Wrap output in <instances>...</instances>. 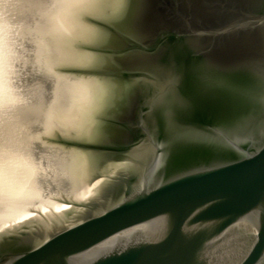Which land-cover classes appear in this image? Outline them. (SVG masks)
I'll return each mask as SVG.
<instances>
[{"label":"water","instance_id":"1","mask_svg":"<svg viewBox=\"0 0 264 264\" xmlns=\"http://www.w3.org/2000/svg\"><path fill=\"white\" fill-rule=\"evenodd\" d=\"M88 2L54 3L38 28L52 51L42 62L58 65L45 87L57 96L71 75L74 94L96 81L113 95L88 136L68 128L84 119L69 107L28 144L93 156L100 180L91 197L1 233L0 264H264V0H90L100 8L77 21ZM79 26L101 36L73 45L92 66L58 55Z\"/></svg>","mask_w":264,"mask_h":264},{"label":"bare ground","instance_id":"2","mask_svg":"<svg viewBox=\"0 0 264 264\" xmlns=\"http://www.w3.org/2000/svg\"><path fill=\"white\" fill-rule=\"evenodd\" d=\"M63 1L66 5L67 0ZM38 4L40 5L42 2ZM45 5H49V0H45ZM83 7L85 6H80L77 9V13L75 15L77 21L84 20V12L95 11L97 8H100L99 6L91 5L90 1L88 6V9L90 10L86 11ZM5 9L7 8L5 7ZM1 19L2 21L4 20L3 17H1ZM19 27L20 25L17 24L16 27H13V31H17ZM71 32L75 33L73 36L76 38H68L62 42L61 47L58 49V55L62 61H66L62 63H65L67 66L73 65L76 67L94 65L98 61V59L96 60V57L90 56L87 52L80 51L81 49L79 47L73 45H81L82 43H97L101 38L99 31L95 28L88 27L83 29L79 26ZM2 52L3 51L0 52V58L2 59V62L0 61V64L2 63V65H0V69L2 68L0 73V103L4 101L5 98L7 106L3 107V105H1V108H4L2 111H6V115L2 117L0 114V234L9 232L11 231L10 229L16 230L15 228L24 222L29 224H32L33 222H40L70 207L51 203L57 201L66 203L64 202L65 195L77 202L83 201L92 196L100 180V177H93L92 175L95 173L94 170L97 169L96 165H94L96 161L93 159V156L88 157L87 155L77 153L75 151H63L64 153L62 154L31 153L30 148L32 147L28 143L32 134L35 133L37 129L39 130V128L35 126L39 125L40 122L43 124L42 121L44 120H47V123L52 126L55 122L54 120H50V115L53 113L52 116L59 120L61 117H65L64 114H68L69 107L71 110L74 109L71 112V114L74 115V118L78 112V116L81 117L82 112L84 114V119L81 118L78 120L75 118L73 123H69L68 128L76 129V132L80 135L83 132V135L85 134L88 136L90 131H93V116L95 112L98 108H100V106L103 105L104 107L106 103L108 104L113 95L111 85L106 86L96 81L86 82V84L81 83V85L78 83V85L83 89L84 95L82 96L83 93L81 95L74 94L77 91L73 90L74 87L70 84L74 81L66 80L67 78L64 77V85L59 84L56 86L58 87L56 88V91H59L58 95L55 96L52 101L47 99L45 94L46 80L44 79L47 76L45 75V72L47 71L46 74H49L50 72L52 74H58V65L55 63L56 60L53 61L54 63L51 64L50 68L45 66V63H43V67L46 69L43 72V77L38 80L37 83L31 85L30 87H27L26 85V87L20 91L14 90L15 85H12V83L17 82V75L20 71L18 70V67L17 70H11L10 65L12 63L8 60V57L3 59L1 54ZM12 52L13 51H11V53ZM51 52V47L45 44V51L43 52V55L48 56ZM15 55L16 53H12L10 57L13 58ZM53 56L55 57V55ZM6 69L7 71L4 73L3 71ZM66 85L72 88L73 93L69 89L65 88ZM65 91H68V93ZM70 96L73 97L75 104L71 103L69 98ZM13 97H16L15 100H13L14 102H12ZM75 105L77 107H75ZM4 118L7 120L9 119L6 123L14 125L23 123L22 126L25 127L23 128L26 129V131L22 138L23 141L27 143V148L23 151H10L12 148V146H10L11 143L9 146L6 145V150L4 149L5 145H3L4 143L2 142V137L4 138L9 135V132L7 133L5 129H2L3 124H5H2V119ZM36 119H38V121ZM79 134L75 136H80ZM90 162H94L93 167H91ZM64 168L67 169V176L65 175L66 177L62 178L60 172ZM63 173L65 172L63 171L62 175ZM67 187L68 189H66ZM62 192H64V196L62 195ZM66 192L69 193V196ZM59 194L63 197L58 196ZM7 199H10L11 201L1 204L3 200ZM48 203L61 209L56 211L46 210L43 208L42 204L47 205ZM22 205L26 206L23 207ZM4 212H8V214L5 215L6 217L4 216ZM41 212L44 215H42ZM36 214L41 216L40 218L42 219H37Z\"/></svg>","mask_w":264,"mask_h":264},{"label":"rangeland","instance_id":"3","mask_svg":"<svg viewBox=\"0 0 264 264\" xmlns=\"http://www.w3.org/2000/svg\"><path fill=\"white\" fill-rule=\"evenodd\" d=\"M17 1L18 0H0V52L3 51L1 53L3 56V59L8 57V60H10V62L12 63L10 65L11 70L12 69L17 70V67H18V70L20 71V73L17 75L18 80H17V82H13L12 85L13 84L15 85L14 90L20 91L21 89L23 90V88H25L26 85H27V87H30L31 85H34L35 83H37L38 80L41 79L40 78L41 77V67H43L42 66V64H43V62H42L43 52L42 51H45V47L43 48V43L41 41L43 34H42V32H40V30L38 31V28L44 26L43 24L47 20L49 13L52 12V8H53L54 3H57V6H56L57 8L63 9V8H65V2L63 0H49V5L48 6L46 5L45 7L43 6L44 8L41 11H39V9H37L36 11H33V12L26 15V18L23 21L24 26L22 29L21 28L22 22H19V21L22 18L23 12L24 11L30 12V10L33 7L39 5L38 3H40L41 0H28L27 5L22 6L20 8L16 7L18 4ZM4 4L8 5V7H6V5H4ZM83 5L86 6V4H82L81 6H83ZM5 7L8 10L5 9ZM1 17L4 18L3 21L1 19ZM14 20H17V21H14ZM17 24L21 26L20 31L19 30L13 31L14 30L13 27H16ZM11 51H13L12 52L13 54L16 53V55L13 56V58L10 57L12 54ZM0 61L2 62L1 58H0ZM0 65H2V63ZM1 70H2V68L0 69V73H1ZM5 71H7V69L4 70L3 72L5 73ZM17 77H16V79H17ZM64 77L70 78L72 76L71 75L70 76L65 75ZM54 78L56 79L57 76L55 75ZM46 85H47L46 86L47 99L52 101L56 95L55 89H54V82H52V83L50 82L49 84H46ZM72 87H73V85H72ZM55 88H58V87H55ZM65 92L68 93V91H65ZM80 95H79V98H80ZM63 97H64V95H63ZM15 98L16 97H13L12 102H14L13 100H15ZM21 104H22V101H21ZM1 105H3V107L7 106V102H6L5 98H4V101H2L0 103V114L2 117H4L6 115V113H5L6 111H2V109H4V108H1ZM5 118L2 119L3 120L2 124L5 123V124H3L2 129H5L7 133L9 132V135L5 136L4 138L2 137V142L4 143L3 145H5L4 149L6 150V148H7L6 145L9 146V144L11 143L10 146H12V148L10 149V151H13V152L23 151L25 148H27V143H25L23 141V138H22L23 134L26 131V129H24L25 127L22 126L23 123L16 124L17 126H19V127H17L14 124L6 123V122H8L9 119L7 120ZM60 119H62V117ZM61 122H60V124H61ZM66 126H68V125H66ZM14 127H15V129H14ZM70 129H73V128H70ZM47 139H48V136H47ZM51 139L53 140L54 138H51ZM55 141L56 140H54L53 142H50V141H48V140L46 141L42 138V140L37 141L38 146H39L38 148H40V149H36L37 150L36 151L34 148H30V152L31 153H35V152H37V153H50V154L51 153H62L61 149H64L65 147L61 144H57ZM67 149H68V151L76 150L73 147H69ZM66 193H68V192H66ZM62 195L63 196L65 195L64 192H62ZM62 195L59 194L58 196H62ZM68 196H69V193H68ZM65 197H66V195L64 196V198ZM9 201H11V200L10 199L3 200L1 202V204L2 203L4 204V202H9ZM73 201H75V200H73ZM51 203L55 204V205H61V206L62 205L72 206V204L62 203V202H58V201L57 202H51ZM52 204L48 203L47 205L46 204H42V205H43V208H45L46 210L56 211V210L61 209L59 207L53 206ZM22 206L24 207L26 205H22ZM6 214H8V212H4V216ZM42 215H44V214L42 213ZM40 217L41 216L37 215V219L41 220L42 218H40ZM31 226H33V225H31ZM23 227L24 226L19 225L16 227L17 230H15V231H17V233H19V232L27 229V228H23ZM10 230L12 231L13 229H10Z\"/></svg>","mask_w":264,"mask_h":264}]
</instances>
